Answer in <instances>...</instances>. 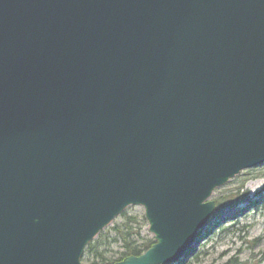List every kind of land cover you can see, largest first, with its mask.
Masks as SVG:
<instances>
[{"label":"water","instance_id":"obj_1","mask_svg":"<svg viewBox=\"0 0 264 264\" xmlns=\"http://www.w3.org/2000/svg\"><path fill=\"white\" fill-rule=\"evenodd\" d=\"M263 161L264 0H0V264H82L129 204L115 264L175 262Z\"/></svg>","mask_w":264,"mask_h":264},{"label":"rangeland","instance_id":"obj_2","mask_svg":"<svg viewBox=\"0 0 264 264\" xmlns=\"http://www.w3.org/2000/svg\"><path fill=\"white\" fill-rule=\"evenodd\" d=\"M209 199L215 206L202 228V238L181 264H264V162L228 178L213 189ZM124 215L134 216L142 238L154 241L143 206L128 205L96 234L91 244L98 240L100 249L106 247L107 253L117 255L121 243L108 245V238L114 236L112 226ZM88 258L85 247L80 260L87 264Z\"/></svg>","mask_w":264,"mask_h":264},{"label":"trees","instance_id":"obj_3","mask_svg":"<svg viewBox=\"0 0 264 264\" xmlns=\"http://www.w3.org/2000/svg\"><path fill=\"white\" fill-rule=\"evenodd\" d=\"M138 220L132 215H124L123 218L112 226L114 236L109 237V244L114 241L121 243L122 250L117 255L107 253L108 248L102 247L96 240L86 246L88 253L87 264H115L117 261L129 255H139L151 246L153 241L143 239L140 235V227L137 225Z\"/></svg>","mask_w":264,"mask_h":264},{"label":"bare ground","instance_id":"obj_4","mask_svg":"<svg viewBox=\"0 0 264 264\" xmlns=\"http://www.w3.org/2000/svg\"><path fill=\"white\" fill-rule=\"evenodd\" d=\"M119 214H120V213H119ZM119 214H118V215H119ZM116 216H117V215H116ZM116 216H115V217H116ZM115 217H114V218H115ZM114 218H113V219H114ZM111 222H112V220L110 221V223H111ZM108 224H109V223H108ZM108 224H107V225H108ZM107 225H106V226H107ZM104 227H105V226H104ZM104 227H103V228H104ZM263 247H264V245H263Z\"/></svg>","mask_w":264,"mask_h":264}]
</instances>
